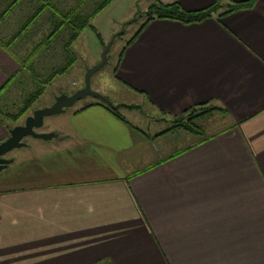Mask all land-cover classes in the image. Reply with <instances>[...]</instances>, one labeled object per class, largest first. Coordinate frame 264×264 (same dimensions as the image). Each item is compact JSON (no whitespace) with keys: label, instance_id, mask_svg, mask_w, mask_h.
Instances as JSON below:
<instances>
[{"label":"crops","instance_id":"crops-1","mask_svg":"<svg viewBox=\"0 0 264 264\" xmlns=\"http://www.w3.org/2000/svg\"><path fill=\"white\" fill-rule=\"evenodd\" d=\"M142 1L130 9L222 8L201 22L152 20L125 49L127 102L116 105L134 120L90 103L33 152L30 184L0 174V264H264V0L225 16L248 0ZM17 70L0 48V87ZM202 104L227 111L222 130L183 146L175 132L153 138L152 112L172 126Z\"/></svg>","mask_w":264,"mask_h":264},{"label":"rangeland","instance_id":"rangeland-1","mask_svg":"<svg viewBox=\"0 0 264 264\" xmlns=\"http://www.w3.org/2000/svg\"><path fill=\"white\" fill-rule=\"evenodd\" d=\"M10 1L11 0H5L3 3H9ZM1 2L2 0H0V10L2 8ZM142 2L144 3V0ZM72 6H74L73 0H65L62 8L68 9ZM32 8L33 10L36 8L32 0H22L12 13H8L5 20H3L0 25V36L4 37L6 41H9L10 37L19 31L26 19L34 12ZM137 11L138 9H130L129 0H117L113 6L104 8L103 11L93 17L90 25L83 29L77 39L71 44L70 49L74 56L72 64L65 72L48 80L43 86V90L39 92L28 106H24L22 99H25L28 96L27 94L33 93L36 87L30 79V74L26 67L31 66L30 68H35L37 74L42 78H46L52 68H57L64 63V54L61 48L62 44L61 42H55L52 46L47 47V50L39 57L32 54V50L38 41L49 33L48 25L45 23V17H42L30 27L27 33L17 37L16 40L10 44L8 47L10 52L3 49L17 62L18 70L24 66L26 68L24 69L26 75H23L24 79H22L21 82L18 80V76L20 77V75H15L18 72L17 70L15 73L9 74L4 84L0 87L6 86L1 92L0 110L2 114L0 113V122L8 130V136L9 130L14 126L22 125L25 118L32 115L33 111L50 106L55 98L60 95H72L81 89L84 85L86 71L100 61L104 46L122 29H124L123 34L119 36V38H116L110 52L107 54L106 64L91 77L90 87L93 91L110 99L115 105L116 103L127 102L126 99L121 98L123 97L121 91L124 90V88L118 84L119 79L117 77L116 68L122 49L137 32L144 20V18H141L136 22L134 21L137 16ZM96 33H98L99 38ZM21 61L22 66H20ZM13 75L15 76L13 80L6 85L7 81H9V76ZM93 102H96V99L86 97L77 101L71 107L66 108L61 114L45 117L43 125L35 131L37 133L53 132L61 136L60 133L68 131L67 127L70 122L71 113ZM22 108L23 110L19 112V109ZM120 111L123 115H127L126 110L123 108ZM148 113H150V111L147 110L146 114ZM135 115L141 117L139 113H135ZM127 116L130 120H134L133 117H130V114ZM161 117L160 114L153 112L147 116L146 122L148 123L149 121L151 123L149 128L153 134L160 131L164 132V130L171 127V125H165L162 122L155 123V120ZM225 122L226 118L222 114H214L206 120L200 121V123L205 126V132L208 134L222 130L226 125ZM137 124L140 127L143 126V124ZM145 129L146 131L148 130L147 128ZM170 135H174L176 139L174 144L177 146L191 144L193 141L200 138L189 135L183 131L179 133L175 132ZM23 142L26 144L25 147L14 149L6 154L5 158L14 159V163L8 165L0 172V174H6L13 170L22 171L24 176L20 181L17 180L13 183H9L16 184V186L31 183L29 179L30 175L27 173L30 172L32 167L31 160L34 155L33 152L38 150L45 152L49 150L48 147L57 144L58 140L57 138H53L45 141L42 139L25 137Z\"/></svg>","mask_w":264,"mask_h":264},{"label":"trees","instance_id":"trees-1","mask_svg":"<svg viewBox=\"0 0 264 264\" xmlns=\"http://www.w3.org/2000/svg\"><path fill=\"white\" fill-rule=\"evenodd\" d=\"M3 1L5 0H2L1 2L2 8L0 10V25L2 24L3 20H5L7 14L12 13V11L22 0H11L9 3H3ZM64 1L65 0H32V2L36 5V8H34V10L32 8L34 12L26 19L25 23L22 25L19 31L12 35L9 41H6L4 37L0 36V48L4 49L7 52H10L8 50L10 44H12L17 37H20L27 33L30 27H32L34 23L39 20V18L45 17V23L48 25L49 33L45 35L40 41H38V43L32 50V54L39 57L43 52L47 50V47L52 46L55 42H61L62 44L61 48L64 54V63L57 68H52L51 72L46 78H42L39 74H37L35 72V68H30L31 66L26 67L28 73L30 74V79L35 84L36 89L33 93L27 94L28 96L25 99H22V103L24 104V106H28L31 101H33V99L39 94V92L43 90V86L48 80H51L55 76L62 74L72 64V62L74 61V56L70 49L71 44L77 39L81 31L90 25L91 19L95 17L99 12L103 11V9L110 5L114 0H73L74 6L68 9L62 8ZM253 5L254 0L235 3L227 6L226 10L220 16L234 13L242 8H250ZM221 8L222 6L218 2L206 9L189 12L184 10L178 4L165 5L159 2L152 3L146 12L137 14L134 20L135 22L141 18H144V20L134 36L122 49L118 63H120L125 49L136 39L138 34L143 31V29L152 20L167 19L181 21L184 23L201 22L208 18H211ZM96 34L99 38L98 33ZM20 63V66H22V61ZM118 67L119 66L117 65L116 71H118ZM26 68L25 66L19 68L18 72L15 74L16 76L20 75V77L18 76V80H20L19 82L24 79L23 75H26L24 69ZM13 77L15 76H9V81H7L6 85H8L9 82L13 80ZM5 88L6 86L0 88V100L1 92ZM96 103L97 105L102 106L110 111L117 118L121 119L124 122L126 121L125 118L121 115L120 109L134 108L133 106L118 105V108L114 110L112 107L101 103L98 100H96ZM88 106L90 105H85V107ZM22 110L23 108L19 109V112H21ZM226 112L227 111L223 108L215 107L212 105L209 106V104L195 106L186 111L183 115L174 118L172 120V126L169 129L161 132L158 135H155L153 138H156L161 134L177 131H185L191 135L205 138L204 127L200 123V121L210 115L217 113L225 114ZM0 113L2 114L1 110Z\"/></svg>","mask_w":264,"mask_h":264},{"label":"water","instance_id":"water-1","mask_svg":"<svg viewBox=\"0 0 264 264\" xmlns=\"http://www.w3.org/2000/svg\"><path fill=\"white\" fill-rule=\"evenodd\" d=\"M124 32L122 29L116 33L112 40L108 42L102 51L100 61L89 68L84 76V85L81 89L73 93L72 95H60L55 98L54 102L42 109L33 111L32 115L27 116L22 125L14 126L9 130V136L0 142V171L5 169L9 164L12 163V159H7L4 156L14 149L23 148L26 144L23 142L25 137H32L35 139L51 140L53 138H59L56 133H37L35 130L43 125L45 117L61 114L66 108L71 107L77 101L86 97L94 98L101 103H104L114 110L118 108L117 105L113 104L110 99H107L100 93L93 91L90 87L91 77L100 70L107 62V54L110 52L112 45L114 44L117 37L121 36Z\"/></svg>","mask_w":264,"mask_h":264},{"label":"flooded vegetation","instance_id":"flooded-vegetation-1","mask_svg":"<svg viewBox=\"0 0 264 264\" xmlns=\"http://www.w3.org/2000/svg\"><path fill=\"white\" fill-rule=\"evenodd\" d=\"M5 156H6V155H5ZM5 156H4V157H5Z\"/></svg>","mask_w":264,"mask_h":264}]
</instances>
